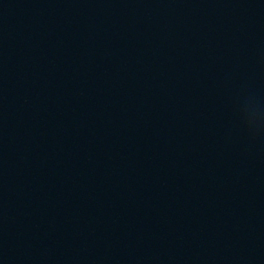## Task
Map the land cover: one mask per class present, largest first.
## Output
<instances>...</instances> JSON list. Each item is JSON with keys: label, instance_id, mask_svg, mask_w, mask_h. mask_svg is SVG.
<instances>
[{"label": "water", "instance_id": "1", "mask_svg": "<svg viewBox=\"0 0 264 264\" xmlns=\"http://www.w3.org/2000/svg\"><path fill=\"white\" fill-rule=\"evenodd\" d=\"M0 264H264V0H0Z\"/></svg>", "mask_w": 264, "mask_h": 264}]
</instances>
